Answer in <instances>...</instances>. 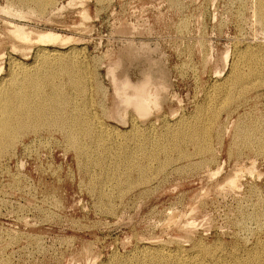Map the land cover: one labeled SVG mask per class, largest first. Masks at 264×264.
<instances>
[{
  "label": "rangeland",
  "instance_id": "1",
  "mask_svg": "<svg viewBox=\"0 0 264 264\" xmlns=\"http://www.w3.org/2000/svg\"><path fill=\"white\" fill-rule=\"evenodd\" d=\"M67 1L54 0L53 5L55 10L53 9L51 11L48 7L42 13L36 11L37 13H34L32 15L33 17L28 16L25 18L26 21L24 18H22L24 21L20 17V20H18V17H11L0 13V34L4 37L7 30L5 21L11 22L13 20V23H20L26 27L53 31L73 38L66 45L49 44L45 47L32 45L29 53L26 54H22L19 51L11 53V49L9 50L10 44H4V56L0 59V65L3 67L2 71H0V87H8V82L9 79L11 80V77L12 80L16 78L21 79V77L23 78L26 75V72L27 75H39V77L45 80L47 79L46 81L49 80L53 84L59 85L62 94L68 98L65 112L71 116H82L86 118L89 123L88 126L91 129L94 125L91 130L92 135H95L100 140L102 139V142L99 141V148L95 146L96 150L93 154L96 159L100 160H97V164H93L92 166L89 163L90 158L88 159L85 155H82V158L81 156H78L79 158L77 157L76 149L69 145L67 140V135L70 133L69 127L64 128V126L57 124H34L31 125V128L30 126L29 129L27 128L29 131L26 129L17 135H13L14 142L0 156V264H83V261L84 264L86 262L90 264L93 261L94 264H215V262L216 264H232L234 258L237 261L234 259L236 262L234 261L233 264H264V145L262 144L264 143V138H262L264 137V128H262L264 126V77H262L264 74V26L261 25L256 14L257 5L260 0H214V2L212 0H85L83 5L89 16L88 21L87 19L84 20L80 15V5L75 4L74 7H71L73 5L66 6ZM9 2L17 8L21 7L14 0H0V6H5L4 4H9ZM97 4H99V7ZM62 5L67 7V9L64 7V11L61 10L58 12ZM102 7L105 8L103 9ZM21 8H25L24 10H26L25 6ZM56 12L58 13L56 14ZM76 14L78 15L76 16ZM4 17L7 19H3ZM9 17L11 18L10 20ZM238 35L240 36L238 37ZM42 48L49 51L54 50L62 54L56 59L52 58L49 60V58H45L44 60L40 56ZM64 56H66L65 59ZM14 61L19 66L25 68L24 72L14 71L12 69L11 62ZM117 61L120 62L115 67V75L117 78L122 79L126 77L132 83H136L148 75L152 77L157 87H163L158 92L156 104L151 105V113L147 116H139L131 108H128L124 115L120 113L119 108H114L116 99L110 76L107 74H110L109 68ZM60 64L62 65L60 66ZM77 64L78 66H76ZM240 65L241 67H239ZM237 66L238 69L236 68ZM243 67L246 68L243 69ZM106 72L107 74H105ZM254 74L257 75L254 76ZM14 75H16V78ZM252 76L254 77L252 78ZM238 78H242L240 79L241 84L236 82ZM244 78L246 83L244 82ZM259 79L261 83H259ZM2 80L5 82H2ZM240 85H244L247 90L243 88L244 86L241 87ZM251 86L252 88H250ZM94 87L96 90H93ZM240 87L241 89L243 88V91ZM43 88L46 89L45 92L49 91L47 86ZM223 90L224 93H222ZM92 91H95V93ZM239 91L243 92H240L241 96H237L240 95ZM234 92H236V95ZM223 97L226 101L228 99L227 103L225 101L223 103ZM238 97L240 98L239 100ZM234 98L235 100H233ZM207 100L209 102H206ZM234 101L237 102L234 103ZM100 104H104L102 105L104 107ZM213 104L214 106L212 107ZM220 104L222 105L220 106ZM231 104L233 106H230ZM227 106L228 109H226ZM212 108H216L217 111L214 113L212 111L214 109ZM236 109L237 111H233ZM210 111L212 112L210 113ZM204 115L205 117L203 118ZM207 120L208 122H206ZM214 121L215 123L213 124ZM79 123L82 125L81 122ZM224 123H226L225 126L222 125ZM196 124L198 128L200 127L199 129L196 128ZM81 125L77 127H81ZM211 125H213L214 129ZM252 125L255 126L253 127ZM259 125L263 126H260V128ZM204 126L206 127L204 128ZM237 126L239 127L237 128ZM32 127L35 129L30 130ZM40 127L43 128V131ZM71 127L75 129L74 126ZM245 127H251V129ZM95 128H97L96 131ZM207 130L211 136L208 133L206 134ZM249 130L252 132H249ZM193 132H199L197 136H201L199 137L200 141H198L200 144L189 140V135ZM237 133L242 135L239 136ZM217 135L220 139L216 138ZM121 137L122 139H120ZM238 138L240 141L237 140ZM253 138L258 139H254L253 143ZM16 139H18V144ZM114 139L115 141H112ZM180 139H182L181 142H179ZM79 140L81 141L80 145L88 146L89 149L91 148L89 146H94V142L88 136L80 135ZM166 140L169 142L166 143ZM241 141L242 144L245 143L246 145H242ZM255 141L259 145L258 151L255 150L257 149ZM167 144H171L169 145L170 147ZM241 145L244 149H241L243 148ZM100 146L103 147V150L100 149ZM126 146L128 147L126 148ZM117 147L118 149H115ZM163 147L165 148L163 149ZM259 147L262 149H259ZM184 149L187 150L186 153ZM209 149H211V152ZM166 152L168 153L167 155L165 154ZM103 153L104 155H102ZM150 155L151 158H149ZM116 158L118 159L116 160ZM157 158L160 163H158ZM135 161L139 164L142 163L146 168L147 173L144 181H137L140 175L133 169V163ZM210 162H213L212 165L209 164ZM88 163L90 167H88ZM98 164L99 167L97 166ZM166 164L167 169H165ZM197 164L199 167L204 165L205 171L203 167L197 168ZM250 167L253 169L252 171H256L252 172L250 170V172ZM217 169L221 172L216 174L217 176H213L212 173ZM239 170H244L246 173L240 172L239 174L241 176H239L238 187H236L238 190L223 188L222 184L224 179L232 174V172L234 173ZM105 171H108V174ZM75 172H77L76 175ZM126 173L128 175L125 176ZM90 174L92 178L94 177L93 179ZM130 174L132 175L130 176ZM152 174L155 175L152 176ZM256 174H258L257 177ZM129 179L130 183L128 182ZM219 187L222 188L220 189ZM254 188H257V190ZM224 190L225 193H223ZM106 199H108L107 202ZM97 200L101 202L98 203ZM112 205L113 208H111ZM117 207L119 208L117 209ZM189 212L190 214H188ZM182 217L184 218L182 219ZM186 223H195V227L192 225L190 228ZM199 224L200 226L197 227ZM185 226L187 227L184 228ZM243 243L246 245L243 246ZM160 250L165 254H169L173 259L160 261V257H157L158 259L155 258ZM89 252L92 254L89 255ZM182 254L183 256H181ZM204 254H209V258L207 255L205 257ZM215 257L217 258L215 259ZM131 258H134V261ZM203 258H206V261ZM224 258L227 259L225 260ZM239 258H242L244 261ZM214 260L216 261L213 262ZM110 261L112 262L110 263ZM154 261L155 263H153Z\"/></svg>",
  "mask_w": 264,
  "mask_h": 264
},
{
  "label": "bare ground",
  "instance_id": "2",
  "mask_svg": "<svg viewBox=\"0 0 264 264\" xmlns=\"http://www.w3.org/2000/svg\"><path fill=\"white\" fill-rule=\"evenodd\" d=\"M19 6H21V7H23V6H25L26 7V10H24L23 8H21V7H19V8H17L16 6H14L13 4H11L10 2H9V4H4L5 6H0V13L3 15H7V16H11V17H18V20H20V18L22 19V18H27L28 16H31V17H33L32 15L34 14V13H37L36 11H39V13H42V12H44L45 10H46V8H48L49 7V9L52 11L53 9L55 10V8H54V5H53V3H54V0H14ZM84 1L85 0H68L67 1V4H66V6L67 5H73V6H71V7H74V5L75 4H78V5H80V8H81V10H80V15L82 16V18L84 19V20H86L87 19V21H88V18H89V16H88V14H87V11L85 10V8H84V5H83V3H84ZM213 2H214V0H212ZM256 1V0H255ZM98 2V1H97ZM212 2V3H213ZM258 2V1H257ZM256 2V3H257ZM13 3V2H12ZM86 3V2H85ZM169 3V2H168ZM253 3V2H252ZM58 4V3H57ZM96 4V3H95ZM101 4V3H100ZM103 4V3H102ZM254 4H255V2H254ZM99 4H97V6H98ZM108 5V4H107ZM202 5V4H201ZM105 6V5H104ZM205 6V5H204ZM65 6H61L60 7V9L58 10V12L59 11H61V10H63L64 11V8ZM69 7V6H68ZM99 7V6H98ZM235 7V6H234ZM66 9H67V7H65ZM103 8V7H102ZM105 8V7H104ZM103 8V9H104ZM213 8V7H212ZM69 9H70V7H69ZM99 9V8H98ZM254 9V8H253ZM35 10V11H34ZM100 10V9H99ZM213 10V9H212ZM50 11V12H51ZM131 11V10H130ZM215 11V10H214ZM234 11V10H233ZM58 12H56V14L58 13ZM105 12V11H104ZM103 12V13H104ZM74 13H75V11H74ZM77 13V12H76ZM97 13V12H96ZM233 13V12H232ZM255 13V12H254ZM53 14V13H52ZM51 14V15H52ZM97 14H99V13H97ZM257 15H258V20L261 22V25H263L264 26V1L263 0H260V2H259V4L257 5V13H256ZM50 15V16H51ZM78 14H76V16H77ZM214 15V14H213ZM212 15V16H213ZM233 15V14H232ZM53 16H55V15H53ZM59 16V15H58ZM104 16V15H103ZM200 16V15H199ZM235 16H237V15H235ZM20 17V18H19ZM34 17H35V15H34ZM215 17V16H214ZM253 17V16H252ZM30 18V17H29ZM36 18H37V16H36ZM54 18V17H53ZM236 18V17H235ZM3 19H7V18H3ZM11 18L9 17V20H10ZM13 19V18H12ZM46 19H48V18H46ZM45 19V20H46ZM213 19V18H212ZM241 19V18H240ZM256 19V18H255ZM23 20V19H22ZM44 20V21H45ZM2 21V20H1ZM13 21V20H12ZM8 22V21H5V25H6V32H5V37L2 35V34H0V59H2L3 58V56H4V49H3V45L4 44H6V43H9L10 44V48H9V50L11 51V53L12 52H17V51H19V52H22V54L23 53H29V51H30V47L32 46V45H41V46H48L49 44H59V45H66V44H68L69 42H71L72 40H73V38L71 37V36H68V35H64V34H60V33H57V32H53V31H44V30H41V29H33V28H30V27H26L25 25H21L20 23L18 24V23H13V22ZM16 21V20H15ZM24 21V20H23ZM25 21H26V19H25ZM41 21V20H40ZM71 21V20H70ZM82 21V20H81ZM240 21V20H239ZM249 21V20H248ZM258 21V22H259ZM4 22V21H3ZM49 22V21H48ZM61 22H62V20H61ZM60 22V23H61ZM84 22V21H83ZM238 22V21H237ZM254 22V21H253ZM25 23V22H24ZM85 23V22H84ZM247 23H249V22H247ZM252 23V22H251ZM3 24V23H2ZM64 24V23H63ZM78 24H80V23H78ZM123 24H125V23H123ZM240 24V23H239ZM143 25V24H142ZM238 25V24H237ZM253 25V24H252ZM29 26V25H28ZM119 26V25H118ZM130 26V25H129ZM70 27V26H69ZM75 27V26H74ZM79 27V26H78ZM83 27V26H82ZM236 27V26H235ZM246 27V26H245ZM256 27V26H255ZM85 28H86V26H85ZM263 28V27H262ZM141 29V28H140ZM258 29H259V27H258ZM81 30H83V29H81ZM132 30V29H131ZM134 30H135V28H134ZM2 31V30H1ZM186 31H188V30H186ZM4 32V31H3ZM238 34V33H237ZM240 34V33H239ZM258 34V33H257ZM259 35V34H258ZM240 35H238V37H239ZM240 39V38H239ZM242 39V38H241ZM262 41V40H261ZM141 43V42H140ZM238 43V42H237ZM133 44V43H132ZM8 45V44H7ZM58 45V46H59ZM240 45V44H239ZM262 45V44H261ZM53 46V45H52ZM142 46H143V44H142ZM147 46V45H146ZM82 47V46H81ZM147 47H149V46H147ZM242 47V46H241ZM261 47V46H260ZM5 48V47H4ZM62 48H63V46H62ZM78 48V47H77ZM35 49V48H34ZM69 49V48H68ZM73 49V48H72ZM183 49V48H182ZM8 50V49H7ZM167 50V49H166ZM181 50V49H180ZM187 50H189V49H187ZM230 50V49H229ZM237 50V49H236ZM245 50V49H244ZM248 50V49H247ZM259 50V49H258ZM67 51H69V50H67ZM72 51V50H71ZM228 51V50H227ZM41 52V54H40V56H41V58H44V60H45V58H49V60L50 59H52V58H58V57H60L61 56V54L59 53V52H57V51H49V50H47V49H45V48H42V50L40 51ZM77 52V51H76ZM9 53V52H8ZM38 53V52H37ZM81 53H83V52H81ZM224 53V52H223ZM14 54V53H13ZM39 54V53H38ZM78 54H79V52H78ZM181 54H183V53H181ZM188 54V53H187ZM226 54H228V53H226ZM35 55V54H34ZM63 55H65V54H63ZM67 55V54H66ZM75 55V54H74ZM83 55V54H82ZM90 55V54H89ZM221 55H222V52H221ZM238 55V54H237ZM250 55V54H249ZM252 55V54H251ZM178 56V55H177ZM9 57V56H8ZM65 57L66 56H64V59H65ZM81 57V56H80ZM157 57V56H156ZM206 57V56H205ZM225 57V56H224ZM224 57H223V59H224ZM241 57V56H240ZM24 58V57H23ZM78 58H79V56H78ZM83 58V57H82ZM204 58V57H203ZM37 59V58H36ZM70 59V58H69ZM155 59H158V58H155ZM204 59H207V58H204ZM243 59V58H242ZM38 60V59H37ZM43 60V61H44ZM77 60V59H76ZM75 60V61H76ZM239 60V59H238ZM256 60H258V59H256ZM263 60V59H262ZM47 61V60H46ZM66 61V60H65ZM80 61V60H79ZM153 61V60H152ZM159 61V60H158ZM208 61V60H207ZM206 61V62H207ZM248 61H250V60H248ZM261 61V60H260ZM61 62V61H60ZM67 62H69L68 60H67ZM205 62V63H206ZM211 62H213V61H211ZM224 62V61H223ZM245 62V61H244ZM243 62V63H244ZM2 63V62H1ZM6 63V62H5ZM40 63V62H39ZM42 63V62H41ZM46 63V62H45ZM56 63V62H55ZM80 63H81V61H80ZM119 61H117V62H115L114 64H113V66H111V68H109V73L110 74H107V72L105 73V74H107V75H109L110 76V79H111V82H112V85H113V93H114V96H115V99H116V101H115V104H114V108L115 109H118L119 108V110L121 111L120 113H122V114H124V113H126L125 111L128 109V108H131L133 111H135L139 116H147L149 113H151V105H154V104H156V101H157V96H158V92L161 90V89H163V87H161V88H159V87H157L156 85H155V83H154V80L152 79V77L151 76H145L141 81H139V82H136V83H132L130 80H128L126 77H124V78H122V79H119V78H117L116 77V75H115V67L117 66V65H119ZM203 63V62H202ZM220 63H222V62H220ZM11 64H12V69H14V71L15 70H17V71H22V72H24V70H25V68H23V67H21V66H19V64L18 63H16L15 61L14 62H11ZM18 64V65H17ZM27 64V63H26ZM49 64V63H48ZM64 64V63H63ZM68 64V63H67ZM70 65H71V63H69ZM75 64H76V62H75ZM208 64V63H207ZM206 64V65H207ZM210 64V63H209ZM218 64V63H217ZM238 64V63H237ZM236 64V65H237ZM248 64V63H247ZM256 64V63H255ZM262 64V63H261ZM23 65V64H22ZM29 65H31V64H29ZM45 65V64H44ZM62 64H60V66H61ZM82 65V64H81ZM202 65H205V64H202ZM227 65V64H226ZM258 65V64H257ZM26 66V65H25ZM52 66V65H51ZM76 66H78V64L76 65ZM197 66V65H196ZM225 66V65H224ZM230 66V65H229ZM243 66V65H242ZM250 66H252V65H250ZM46 67H47V65H46ZM53 67V66H52ZM205 67H207V66H205ZM232 67V66H231ZM239 67H241V65L239 66ZM253 67V66H252ZM251 67V68H252ZM2 65H0V71H2ZM31 68H32V66H31ZM39 68V67H38ZM43 68V67H42ZM61 68V67H60ZM68 68V67H67ZM196 68V67H195ZM237 69H238V66L236 67ZM244 68H246V67H243V69ZM257 68H259L258 66H257ZM30 69V68H29ZM63 69V68H62ZM75 69V68H74ZM79 69V68H78ZM217 69H219V68H217ZM223 69V68H222ZM234 69V68H233ZM240 69V68H239ZM249 69V68H248ZM28 70V69H27ZM35 70V69H34ZM50 70V69H49ZM68 70V69H67ZM75 70H77V69H75ZM235 70V69H234ZM241 70V69H240ZM253 70V69H252ZM12 71V70H11ZM16 71V72H17ZM32 71H33V69H32ZM41 71V70H40ZM52 71V70H51ZM79 71V70H78ZM105 71V70H104ZM107 71V70H106ZM140 71V70H139ZM211 71V70H210ZM223 71V70H222ZM260 71H262V70H260ZM21 72V73H22ZM34 72V71H33ZM37 72H39V71H37ZM46 72H48V71H46ZM60 72V71H59ZM75 72V71H74ZM73 72V73H74ZM241 72V71H240ZM257 72H259V71H257ZM1 73V72H0ZM70 73V72H69ZM72 73V74H73ZM77 73V72H76ZM84 73V72H83ZM91 73H92V71H91ZM217 73V72H216ZM216 73H215V75H216ZM234 73H236V72H234ZM234 73H233V75H234ZM44 74V73H43ZM56 74V73H55ZM54 74V75H55ZM63 74H64V72H63ZM242 74H243V72H242ZM259 74V73H258ZM260 74H261V72H260ZM263 74V73H262ZM51 75V74H50ZM49 75V76H50ZM68 75V74H67ZM81 75V74H80ZM253 75V74H252ZM257 75V74H256ZM255 74H254V76H256ZM264 75V74H263ZM262 75V77H264ZM6 76V75H5ZM4 76V77H5ZM12 76V75H11ZM15 76V78H16V75H14ZM18 76V75H17ZM48 76V77H49ZM56 76V75H55ZM85 76V75H84ZM238 76V75H237ZM240 76V75H239ZM254 76H252V78L254 77ZM260 76V75H259ZM259 76H257V77H259ZM20 77V76H19ZM47 77V78H48ZM52 77V76H51ZM77 77V76H76ZM75 77V78H76ZM83 77V76H82ZM229 77V76H228ZM227 77V78H228ZM246 77V76H245ZM261 77V76H260ZM2 78V77H1ZM62 78V77H61ZM89 78V77H88ZM92 78V77H91ZM247 78H248V76H247ZM5 79V78H4ZM53 79V78H52ZM55 79H56V77H55ZM236 79V78H235ZM240 79H242V78H238L237 79V83H240ZM263 79V78H262ZM47 80V79H46ZM44 78H42V77H39V75L38 76H35V75H27V72H26V75H24V77L22 78L21 77V79H14V80H12V77H11V80L9 79V82H8V87L7 86H3V84H2V86L3 87H0V156L2 155L1 153L7 148V147H9V145L12 143V142H14L13 141V135H17L18 133H20V132H23L24 130H26L27 128L29 129V126H30V128H31V125H44V124H46V125H48V124H57V125H60V126H64V128H66V127H69V131H70V133L67 135V140H68V142H69V145H71L73 148H75L76 149V153L78 154L77 155V157L78 156H81V158H82V155H85L88 159L90 158V161H89V163L93 166V164H97V160H100V159H96L95 158V156L93 155L94 154V152H95V150H96V147L97 148H99V141H101L102 142V139L100 140L99 138H97V137H95V135H92V132H91V130L93 129V126H92V129L90 128V126H88V121H87V119L86 118H84V117H82V116H80V117H77V116H71V115H68V113H66L65 112V106H66V104H67V102H68V98H67V96L66 95H64V94H62V90H61V87H59V85L57 86V85H55V84H53L52 83V81L50 82L49 80L48 81H46ZM74 80V79H73ZM88 80V79H87ZM232 80V79H231ZM252 80V79H251ZM256 80H257V78H256ZM77 81H79V80H77ZM77 81H76V83H77ZM90 81V80H89ZM97 81V80H96ZM234 81V80H233ZM253 81V80H252ZM251 81V82H252ZM259 81H260V79H259ZM264 81V80H263ZM2 82H5V81H3L2 80ZM1 82V83H2ZM72 82H74V81H72ZM80 82V81H79ZM84 82V81H83ZM86 82V81H85ZM222 82V81H221ZM236 82H235V84H236ZM244 82L246 83V81H245V78H244ZM250 82V83H251ZM62 83V82H61ZM60 83V84H61ZM65 83V82H64ZM217 83V82H216ZM229 83V82H228ZM233 83V82H232ZM243 83V82H242ZM259 83H261V81L259 82ZM5 84V83H4ZM75 84V83H74ZM80 84H82V83H80ZM98 84V83H97ZM107 84V83H106ZM213 84V83H212ZM224 84H225V82H224ZM241 84V83H240ZM247 84H248V82H247ZM93 85H94V83H93ZM101 85V84H100ZM249 85V84H248ZM251 85V84H250ZM253 85V84H252ZM254 85H255V83H254ZM253 85V87H255ZM263 85V84H262ZM10 86V87H9ZM46 86L49 88V91L48 92H45V90L46 89H44L43 87H45L46 88ZM62 86V85H61ZM86 86H87V84H86ZM95 86V85H94ZM99 86V85H98ZM226 86V85H225ZM232 86V85H231ZM230 86V87H231ZM241 87L242 86H244V85H240ZM258 87H259V85H257ZM256 86V87H257ZM65 87V86H64ZM63 87V88H64ZM69 87H71V86H69ZM81 87V86H80ZM85 87V86H84ZM88 87V86H87ZM89 87H90V85H89ZM229 87V86H228ZM239 87V86H238ZM241 87H240V89H241ZM248 87V86H247ZM72 88V87H71ZM79 88V87H78ZM211 88V87H210ZM222 88V87H221ZM223 88H224V86H223ZM234 88V87H233ZM244 89L246 88L245 86L243 87ZM243 88L241 89L242 91H243ZM250 88H252V86L250 87ZM249 88V89H250ZM260 88H263V87H260ZM67 89V88H66ZM76 89H77V85H76ZM87 89V88H86ZM95 89V87L93 88V90ZM100 89V88H99ZM101 89H102V87H101ZM100 89V90H101ZM104 89V88H103ZM239 89V88H238ZM239 89V90H240ZM255 89V88H254ZM96 90V89H95ZM98 90V89H97ZM100 90H98L99 92H100ZM110 90V89H109ZM232 90H234V89H232ZM236 90H237V88H236ZM236 90H234V91H236ZM245 90H247V88L245 89ZM258 90V89H257ZM78 91V90H77ZM104 91V90H103ZM208 91V90H207ZM221 91V90H220ZM238 91V90H237ZM236 91V92H237ZM249 91V90H248ZM250 91H251V89H250ZM65 92V91H64ZM63 92V93H64ZM93 92V91H92ZM106 92V91H105ZM225 92H226V90H225ZM228 92V91H227ZM231 92H233V91H231ZM236 92H234L235 93V95H236ZM240 92L241 91H239V94H240ZM247 92V91H246ZM246 92H244V93H246ZM253 92V91H252ZM85 93V92H84ZM93 93H95V91L93 92ZM101 93V92H100ZM99 93V94H100ZM209 93V92H208ZM222 93H224V90H223V92ZM241 93H243V92H241ZM251 93V92H250ZM72 94V93H71ZM103 94H105V93H103ZM174 94V93H173ZM228 94V93H227ZM247 94V93H246ZM246 94H244V95H246ZM249 94V93H248ZM76 95V94H75ZM74 95V96H75ZM209 95V94H208ZM226 95V94H225ZM88 96V95H87ZM97 96V95H96ZM164 96V95H163ZM216 96V95H215ZM222 96V95H221ZM237 96H241V94L240 95H237ZM72 97V96H71ZM81 97V96H80ZM104 97V96H103ZM162 97V96H161ZM208 97V96H207ZM220 97V96H219ZM225 97V96H224ZM223 97V103H224V101H225V103H227V101H228V99H227V101H226V97L224 98ZM79 98V97H78ZM87 98V97H86ZM209 98H211V97H209ZM214 98V97H213ZM75 99V98H74ZM82 99V98H81ZM92 99V98H91ZM219 99H221V98H219ZM240 98L238 97V100H239ZM242 99H244V98H242ZM72 100V99H71ZM83 100H86V99H83ZM102 100V99H101ZM162 100V99H161ZM233 100H235V98L233 99ZM251 100V99H250ZM69 101H70V99H69ZM75 101V100H74ZM100 101V100H99ZM111 101V100H110ZM159 101V100H158ZM178 101V100H177ZM222 101V100H221ZM220 101V102H221ZM247 101H248V99H247ZM72 102V101H71ZM80 102H81V100H80ZM79 102V103H80ZM91 102V101H90ZM98 102V101H97ZM103 102V101H102ZM162 102V101H161ZM170 102V101H169ZM206 102H209L208 100L206 101ZM235 102H237V101H234V103ZM246 102V101H245ZM264 102V101H263ZM70 103V102H69ZM105 103V102H104ZM112 103V102H111ZM213 103V102H212ZM217 103V102H216ZM222 103V102H221ZM222 103V104H223ZM233 103V104H234ZM178 104V103H177ZM215 104V103H214ZM214 104L212 105V107L214 106ZM222 104H220V106L222 105ZM246 104V103H245ZM69 105V104H68ZM75 105V104H74ZM95 105V104H94ZM101 105V104H100ZM102 105H104V104H102ZM101 105V106H102ZM181 105V104H180ZM224 105V104H223ZM228 105V104H227ZM261 105V104H260ZM75 106H77V105H75ZM83 106V105H82ZM99 106V105H98ZM97 106V107H98ZM118 106V107H117ZM162 106V105H161ZM206 106H207V104H206ZM217 106V105H216ZM215 106V107H216ZM230 106H233L232 104L230 105ZM237 106V105H236ZM67 107V106H66ZM70 107V106H69ZM88 107V106H87ZM102 107H104V106H102ZM225 107V106H224ZM80 108V107H79ZM78 108V109H79ZM206 108V107H205ZM209 108H211V107H209ZM217 108V107H216ZM215 108V109H216ZM220 108V107H219ZM218 108V109H219ZM99 109V108H98ZM101 109H103V108H101ZM212 109H214V108H212ZM212 109H210V110H212ZM214 109V110H215ZM226 109H228V106H227V108ZM231 109V108H230ZM85 110H87V109H85ZM152 110H153V108H152ZM162 110V109H161ZM180 110H181V108H180ZM191 110V109H190ZM208 110V109H207ZM214 110H212L214 113L217 111V109L214 111ZM239 110V109H238ZM69 111V110H68ZM73 111V110H72ZM90 111V110H89ZM108 111V110H107ZM212 111H210V113L212 112ZM223 111V110H222ZM233 111H237V109L236 110H233ZM252 111V110H251ZM250 111V112H251ZM185 112V111H184ZM190 112V111H189ZM219 112V111H218ZM224 112V111H223ZM74 113V112H73ZM89 113V112H88ZM99 113V112H98ZM105 113V112H104ZM168 113V112H167ZM209 113V114H210ZM213 113V114H214ZM235 113V112H234ZM253 113V112H252ZM70 114V113H69ZM78 114V113H77ZM108 114V113H107ZM155 114V113H154ZM197 114V113H196ZM206 114V113H205ZM85 115V114H84ZM103 115V114H102ZM125 115V114H124ZM172 115H174V114H172ZM171 115V116H172ZM199 115H201L200 113H199ZM212 115V114H211ZM217 115H218V113H217ZM216 115V116H217ZM89 116V115H88ZM87 116V117H88ZM91 116V115H90ZM101 116V115H100ZM108 116V115H107ZM130 116V115H129ZM128 116V117H129ZM166 116V115H165ZM168 116H170V115H168ZM185 116H186V114H185ZM213 116V115H212ZM222 116V115H221ZM245 116V115H244ZM256 116V115H255ZM102 117V116H101ZM123 117V116H122ZM126 117V116H125ZM195 117V116H194ZM193 117V118H194ZM197 117V116H196ZM205 117V115L203 116V118ZM207 117V116H206ZM209 117V116H208ZM98 118V117H97ZM104 118V117H103ZM134 118V117H133ZM136 118V117H135ZM138 118V117H137ZM146 118V117H145ZM219 118H220V116H219ZM239 118V117H238ZM260 118V117H259ZM82 121H81V120ZM142 119V118H141ZM140 119V120H141ZM189 119V118H188ZM187 119V120H188ZM192 119V118H191ZM216 119V118H215ZM225 119V118H224ZM229 119V118H228ZM244 119V118H243ZM257 119V118H256ZM261 119H263V118H261ZM260 119V120H261ZM90 120V119H89ZM98 120V119H97ZM108 120V119H107ZM133 120V119H132ZM163 120V119H162ZM171 120V119H170ZM179 120V119H178ZM184 120V119H183ZM202 120H204V119H202ZM210 120V119H209ZM219 120V119H218ZM238 120V119H237ZM245 120H246V118H245ZM249 120H251V119H249ZM258 120V119H257ZM101 121V120H100ZM138 121H139V119H138ZM155 121V120H154ZM195 121H196V119H195ZM213 121V120H212ZM226 121H228V120H226ZM79 122H81L82 123V125L79 123ZM91 122V121H90ZM130 122V121H129ZM167 122V121H166ZM176 122V121H175ZM192 122V121H191ZM199 122H200V119H199ZM206 122H208V120L206 121ZM217 122V121H216ZM224 122V121H223ZM239 122V121H238ZM247 122V121H246ZM259 122V121H258ZM264 122V121H263ZM262 122V123H263ZM93 123V122H92ZM96 123H97V121H96ZM95 123V124H96ZM104 123V122H103ZM194 123V122H193ZM212 123V122H211ZM215 123V121L213 122V124ZM254 123H256V122H254ZM99 124V123H98ZM97 124V125H98ZM125 124V123H124ZM131 124V123H130ZM139 124V123H138ZM156 124V123H155ZM175 124V123H174ZM179 124V123H178ZM184 124V123H183ZM202 124V123H201ZM228 124V123H227ZM242 124V123H241ZM264 124V123H263ZM81 125V127H77V126H80ZM91 125V124H90ZM100 125V124H99ZM197 125V124H196ZM198 125H199V123H198ZM198 125H197V127L196 128H198ZM208 125V124H207ZM206 125V126H207ZM222 125H226V123H224V124H222ZM239 125V124H238ZM50 126V125H49ZM48 126V127H49ZM71 126H74L75 127V129H73ZM125 126V125H124ZM134 126V125H133ZM141 126V125H140ZM151 126V125H150ZM153 126V125H152ZM168 126V125H167ZM172 126V125H171ZM185 126V125H184ZM189 126H191L190 124H189ZM206 126H204V128L206 127ZM212 126V128H213V125H211ZM219 126V125H218ZM240 126V125H239ZM239 126H237V128L239 127ZM253 126V125H252ZM251 126V127H252ZM255 126V125H254ZM253 126V127H254ZM257 126V125H256ZM260 126H263V125H259V127ZM36 127V126H35ZM44 127V126H43ZM104 127H105V125H104ZM112 127V126H111ZM177 127V126H176ZM175 127V128H176ZM203 127V126H202ZM210 127V126H209ZM208 127V128H209ZM215 127V126H214ZM223 127V126H222ZM230 127V126H229ZM236 127V126H235ZM251 127L250 128H248V127H245V128H248V129H251ZM41 128V127H40ZM54 128H55V126H54ZM57 128V127H56ZM61 128V127H60ZM100 128V127H99ZM110 128V127H109ZM148 128V127H147ZM170 128V127H169ZM185 128V127H184ZM183 128V129H184ZM193 128V127H192ZM195 128V129H196ZM200 128V127H199ZM198 128V129H199ZM212 128H210V129H212ZM221 128V127H220ZM243 128V127H242ZM261 128V127H260ZM262 128H264V126L262 127ZM27 129V130H28ZM35 129V128H34ZM33 129V127H32V129H30V130H34ZM43 128H41V130H42ZM46 129V128H45ZM52 129V128H51ZM96 129L97 128H95V131H96ZM107 129V128H106ZM173 129V128H172ZM178 129V128H177ZM214 129V128H213ZM224 129V128H223ZM253 129V128H252ZM255 130H257L256 128H254ZM109 130V129H108ZM115 130V129H114ZM128 130V129H127ZM133 130H134V128H133ZM143 130V129H142ZM167 130V129H166ZM176 130V129H175ZM181 130V129H180ZM179 130V131H180ZM185 130V129H184ZM203 130V129H202ZM226 130V129H225ZM238 130V129H237ZM237 130H236V132H237ZM263 130V129H262ZM29 131V130H28ZM27 131V132H28ZM43 131V130H42ZM68 131V132H69ZM99 131V130H98ZM103 131V130H102ZM107 131V130H106ZM105 131V132H106ZM116 131V130H115ZM147 131H149V130H147ZM171 131V130H170ZM170 131H168V132H170ZM174 131V130H173ZM178 131V130H177ZM191 131V130H190ZM195 131V130H194ZM224 131V130H223ZM228 131V130H227ZM226 131V132H227ZM245 131V130H244ZM244 131H242V132H244ZM251 130H249V132H250ZM261 131V130H260ZM52 132H54V131H52ZM67 132V131H66ZM157 132V131H156ZM165 132V131H164ZM167 132V133H168ZM185 132V131H184ZM212 132V131H211ZM235 132V133H236ZM246 132V131H245ZM247 132H248V130H247ZM252 132V131H251ZM254 132V131H253ZM46 133H49V132H46ZM51 133V132H50ZM101 133V132H100ZM100 133H98V134H100ZM104 133V132H103ZM108 133V132H107ZM151 133H152V130H151ZM188 133V132H187ZM199 133V132H198ZM198 133L197 132H193V133H191V135H189V140L190 141H192V142H198V141H200V138L199 137H201V136H197L198 135ZM208 133V130H207V132H206V134ZM210 133V132H209ZM208 133V135H210ZM228 133V132H227ZM234 133V134H235ZM25 134V133H24ZM33 134V133H32ZM34 134H35V132H34ZM56 134V133H55ZM60 134H61V131H60ZM95 134H97V133H95ZM119 134V133H118ZM136 134V133H135ZM176 134V133H175ZM222 134V133H221ZM221 134H220V136H221ZM238 134V133H237ZM251 134V133H250ZM254 134H255V132H254ZM264 134V133H263ZM262 134V135H263ZM23 135V134H22ZM64 135V134H63ZM80 135H82V136H88L90 139H91V141L92 142H94V146H89V147H91L90 149L88 148V146H84V145H80L81 143V141L79 140L80 139ZM100 135H102V134H100ZM161 135H163V134H161ZM168 135V134H167ZM171 135H172V133H171ZM184 135V134H183ZM207 135V136H208ZM239 135V134H238ZM238 135H237V137H238ZM240 135H242V134H240ZM239 135V136H240ZM260 135H261V133H260ZM259 135V137H261ZM24 136H26V135H24ZM107 136V135H106ZM105 136V137H106ZM119 136V135H118ZM133 136H135V135H133ZM148 136V135H147ZM151 136V135H150ZM211 136V135H210ZM209 136V137H210ZM223 136V135H222ZM236 136V135H235ZM17 137V136H16ZM15 137V138H16ZM19 137V136H18ZM37 137V136H36ZM62 137V136H61ZM103 137V136H102ZM101 137V138H102ZM108 137H110V136H108ZM157 137H159V136H157ZM161 137V136H160ZM171 137V136H170ZM174 137H175V135H174ZM182 137H184V136H182ZM206 137V136H205ZM224 137V136H223ZM222 137V138H223ZM233 137V136H232ZM236 137V138H237ZM251 137H252V135H251ZM255 137V136H254ZM258 137V136H257ZM92 138H93V140H92ZM136 139H137V137H135ZM140 138V137H139ZM142 138V137H141ZM162 138H163V136H162ZM161 138V139H162ZM166 138V137H165ZM179 138V137H178ZM181 138V137H180ZM185 138H186V136H185ZM184 138V139H185ZM212 138V137H211ZM217 139H220V138H218V135H217V137H216ZM236 138H234V139H236ZM243 138V137H242ZM245 138V137H244ZM246 138H247V136H246ZM248 138H249V136H248ZM262 138H264V137H262ZM19 139V138H18ZM18 139H16V142H17V140ZM36 139V138H35ZM37 139H38V137H37ZM86 139H88V138H86ZM115 139H117V138H115ZM115 139L114 140H112V141H115ZM119 139V138H118ZM120 139H122V137L120 138ZM126 139V138H125ZM124 139V140H125ZM149 139V138H148ZM147 139V140H148ZM160 139V138H159ZM183 139V138H182ZM182 139H180V141L179 142H181V140ZM188 139V138H187ZM204 139V138H203ZM216 139V140H217ZM251 139V138H250ZM249 139V140H250ZM254 139H258V138H253V143H254ZM63 140V139H62ZM104 140V139H103ZM109 140H111V139H109ZM130 140V139H129ZM158 140V139H157ZM213 140V139H212ZM232 140H233V138H232ZM237 140H239L240 141V139L238 138ZM242 140V139H241ZM244 140H246V139H244ZM244 140H243V142H244ZM260 140V139H259ZM262 140V139H261ZM53 141V140H52ZM56 141V140H55ZM151 141V140H150ZM164 141V140H163ZM173 141V140H172ZM207 142H208V140H206ZM238 141V142H239ZM31 142V141H30ZM42 142V141H41ZM84 142V141H83ZM100 142V143H101ZM108 142V141H107ZM119 142V141H118ZM127 142H129V141H127ZM144 142V141H143ZM146 142V141H145ZM167 142H169L168 140H166V143ZM175 142V141H174ZM188 142V141H187ZM213 142V141H212ZM232 142V141H231ZM238 142H237V144H238ZM256 142V141H255ZM264 142V141H263ZM50 143V142H49ZM123 143H125L124 141H123ZM132 143V142H131ZM154 143V142H153ZM178 143V142H177ZM183 143V142H182ZM181 143V144H182ZM248 143V142H247ZM251 143V142H250ZM252 143V144H253ZM260 143V142H259ZM17 144H18V142H17ZM85 144V143H84ZM92 144V143H91ZM107 144V143H106ZM122 144V143H121ZM135 144V143H134ZM158 144V143H157ZM172 144H173V142H172ZM197 144V143H196ZM195 144V145H196ZM198 144H200V142H198ZM233 144V143H232ZM235 144V143H234ZM237 144H236V147H237ZM241 144H242V141H241ZM245 144V143H244ZM244 144H242V145H244ZM252 144H250V145H252ZM261 144V143H260ZM263 145H264V143H262ZM26 145V144H25ZM64 145H65V143H64ZM66 145H68V144H66ZM89 145H90V142H89ZM108 145V144H107ZM112 145V144H111ZM110 145V146H111ZM119 145H120V143H119ZM124 145V144H123ZM130 145H132V144H130ZM141 145V144H140ZM143 145V144H142ZM146 145V144H145ZM152 145V144H151ZM150 145V146H151ZM159 145V144H158ZM162 145V144H161ZM164 145V144H163ZM168 146L169 145H171V144H167ZM173 145H175V143L173 144ZM194 145V144H193ZM202 145V144H201ZM200 145V146H201ZM241 145V146H242ZM246 145V144H245ZM249 145V144H248ZM247 145V146H248ZM254 145V144H253ZM257 145V146H256ZM256 147H257V149H255V150H257L258 151V144H257V142H256ZM11 146V145H10ZM23 146V145H22ZM96 146V147H95ZM104 146V145H103ZM129 146V145H128ZM128 146H126V148L128 147ZM154 146V145H153ZM183 146V145H182ZM200 146H198V147H200ZM208 146V145H207ZM212 146V145H211ZM261 146V145H260ZM65 147V146H64ZM122 147V146H121ZM133 147V146H132ZM148 147V146H147ZM156 147V146H155ZM160 147V146H159ZM170 147V146H169ZM177 147V146H176ZM179 147V146H178ZM188 147H189V145H188ZM191 147H193V146H191ZM202 147V146H201ZM232 147V146H231ZM235 147V148H236ZM243 147V146H242ZM251 147V146H250ZM63 148V147H62ZM73 148H71V149H73ZM107 148V147H106ZM105 148V149H106ZM130 148V147H129ZM161 148V147H160ZM165 147H163V149H164ZM184 148H185V145H184ZM194 148V147H193ZM212 148V147H211ZM248 148H249V146H248ZM263 148H264V146H263ZM8 149V148H7ZM11 149H13V148H11ZM66 149V148H65ZM70 149V148H69ZM75 149H73V150H75ZM100 149H102L103 150V147H101L100 146ZM99 149V150H100ZM108 149V148H107ZM115 149H118V147L117 148H115ZM120 149V148H119ZM135 149H136V147H135ZM140 149V148H139ZM174 149H175V147H174ZM176 149H178V150H180L179 148H176ZM188 149V148H187ZM195 149V148H194ZM230 149V148H229ZM241 149H244V147L243 148H241ZM259 149H262V148H260L259 147ZM91 150H93V151H91ZM143 150V149H142ZM154 150V149H153ZM159 150V149H158ZM161 150V149H160ZM185 150V149H184ZM196 150V149H195ZM202 150V149H201ZM211 149H209V151H210ZM214 150V149H213ZM212 150V151H213ZM238 150V149H237ZM249 150V149H248ZM6 151V150H5ZM108 151V150H107ZM133 151V150H132ZM140 151V150H139ZM151 151V150H150ZM163 151V150H162ZM186 151L187 150H185V153H186ZM192 151H194V150H192ZM199 151H200V149H199ZM230 151V150H229ZM240 152H241V150H239ZM9 152V151H8ZM15 152V151H14ZM97 152H98V150H97ZM111 152V151H110ZM115 152V151H114ZM119 152H120V150H119ZM130 152H131V150H130ZM129 152V153H130ZM148 152V151H147ZM176 152H177V150H176ZM211 152V151H210ZM209 152V153H210ZM216 152V151H215ZM215 152H213V153H215ZM231 152V151H230ZM262 152V151H261ZM143 153V152H142ZM158 153V152H157ZM162 153V152H161ZM174 153H175V151H174ZM178 153H180V152H178ZM192 153V152H191ZM198 153V152H197ZM207 153V152H206ZM98 154V153H97ZM125 154V153H124ZM132 154H133V152H132ZM137 154V153H136ZM149 154V153H148ZM166 155L168 154L167 152L165 153ZM254 154H255V152H254ZM258 154H260V153H258ZM13 155V154H12ZM102 155H104V153L102 154ZM101 155V156H102ZM119 155V154H118ZM140 155V154H139ZM157 155V154H156ZM177 155V154H176ZM180 155V154H179ZM192 155H193V153H192ZM203 155V154H202ZM205 155V154H204ZM207 155V154H206ZM257 155V154H256ZM15 156V155H14ZM100 156V155H99ZM105 156H106V154H105ZM108 156V155H107ZM111 156V155H110ZM126 156V155H125ZM132 156V155H131ZM130 156V157H131ZM165 156V155H164ZM181 156V155H180ZM184 156H185V154H184ZM193 156H195V155H193ZM258 156V155H257ZM256 156V157H257ZM262 156V155H261ZM4 157V156H3ZM85 157V158H86ZM114 157V156H113ZM120 157H122V156H120ZM119 157V158H120ZM145 157V156H144ZM176 157V156H175ZM186 157V156H185ZM200 157V156H199ZM214 157V156H213ZM238 157V156H237ZM15 158V157H14ZM76 158V157H75ZM79 158V157H78ZM77 158V159H78ZM115 158V157H114ZM149 158H151V155H150V157ZM167 158V157H166ZM179 158V157H178ZM181 158H182V156H181ZM196 158V157H195ZM216 158V157H215ZM254 158H255V156H254ZM258 158H260L259 156H258ZM258 158H256V159H258ZM105 159H106V157H105ZM118 158H116V160H117ZM135 159V158H134ZM145 159V158H144ZM154 159H155V156H154ZM165 159V158H164ZM169 159H170V157H169ZM183 159V158H182ZM199 159V158H198ZM202 159V158H201ZM9 160V159H8ZM75 160V159H74ZM103 160V159H102ZM125 160V159H124ZM123 160V161H124ZM136 160V159H135ZM157 160H158V158H157ZM177 160V159H176ZM181 160V159H180ZM210 160V159H209ZM241 160V159H240ZM121 161V160H120ZM147 161H148V159H147ZM146 161V162H147ZM159 161V160H158ZM163 161V160H162ZM175 161V160H174ZM179 161V160H178ZM182 161V160H181ZM180 161V162H181ZM87 162V161H86ZM113 162V161H112ZM117 162V161H116ZM129 162H131V161H129ZM136 162V161H135ZM133 163V169L135 170V171H137L138 173H139V175H140V178H139V180L137 179V181H144L145 179H146V168L142 165V163L141 164H139V163ZM140 162V161H139ZM142 162V161H141ZM164 162V161H163ZM162 162V163H163ZM197 162V161H196ZM205 162H206V160H205ZM214 162V161H213ZM212 162V163H213ZM218 162V161H217ZM77 163V162H76ZM75 163V164H76ZM78 163H79V160H78ZM81 163V162H80ZM84 163V162H83ZM88 163V164H89ZM101 163H102V161H101ZM104 163H105V160H104ZM151 163V162H150ZM157 163V162H156ZM158 163H160V161L158 162ZM158 163H157V165H158ZM169 163V162H168ZM189 163V162H188ZM198 164H200L199 162H197ZM212 163L210 162L209 164H211L212 165ZM216 163V162H215ZM4 164V163H3ZM90 164H89V166L88 167H90ZM108 164V163H107ZM114 164V163H113ZM119 164H120V162H119ZM126 165H127V163H125ZM129 164V163H128ZM186 164V163H185ZM195 164V163H194ZM193 164V165H194ZM198 164H197V166H198ZM204 164H206V163H204ZM256 164V163H255ZM104 165H106V164H104ZM109 165H111V164H109ZM125 165V167H127ZM147 165V164H146ZM152 165V164H151ZM176 165V164H175ZM208 165V164H207ZM224 165V164H223ZM234 165H235V162H234ZM253 165H254V163H253ZM75 166V165H74ZM79 166H80V164H79ZM98 167H99V164L97 165ZM112 166V165H111ZM132 166V165H131ZM150 166V165H149ZM162 166V165H161ZM189 166V165H188ZM191 166H192V164H191ZM196 166V167H197ZM204 165H202L201 167H197V168H202ZM206 166V165H205ZM238 166V165H237ZM252 166V165H251ZM107 167H108V165H107ZM123 167V166H122ZM121 167V168H122ZM124 167V168H125ZM166 168L165 169H167V164H166V166H165ZM171 167V166H170ZM182 167V166H181ZM193 167H195V166H193ZM193 167H192V169H193ZM252 167H254V166H252ZM2 168H3V166H2ZM83 168V167H82ZM109 168V167H108ZM114 168V167H113ZM118 168V167H117ZM117 168H115V170H117ZM153 168V167H152ZM156 168H158V167H156ZM183 168V167H182ZM186 168V167H185ZM189 168V167H188ZM207 168V167H206ZM239 168V167H238ZM237 168V169H238ZM84 169V168H83ZM86 169V168H85ZM105 169V168H104ZM119 169H120V165H119ZM118 169V170H119ZM126 169V168H125ZM149 169V168H148ZM210 169V168H209ZM209 169H207V170H209ZM3 170V169H2ZM75 170H77V169H75ZM89 170V169H88ZM94 170V169H93ZM106 170V169H105ZM110 170V169H109ZM123 170V169H122ZM170 170V169H169ZM174 170V169H173ZM172 170V171H173ZM183 170V169H182ZM200 170V169H199ZM203 170H204V167H203ZM221 170V169H220ZM236 170V169H235ZM252 171L253 169L250 167V169H249V171ZM78 171V170H77ZM100 171V170H99ZM111 171V170H110ZM127 171V170H126ZM134 171V172H135ZM150 171V170H149ZM151 171H153V169H151ZM150 171V172H151ZM160 171V170H159ZM175 171H176V169H175ZM180 171V170H179ZM205 171V170H204ZM247 171H248V169H247ZM248 171V172H249ZM250 171V172H251ZM256 170H254V171H252V172H255ZM1 172V171H0ZM6 172V171H5ZM88 172V171H87ZM86 172V173H87ZM106 172V171H105ZM113 172V171H112ZM124 172V171H123ZM156 172H158V171H156ZM171 172V171H170ZM169 172V173H170ZM203 172V171H202ZM219 172H221V171H219V169H217L216 171H214L213 173H212V175L213 176H215L216 174H218ZM240 172H245L244 170L243 171H235L234 173L232 172V174H230V175H228L225 179H224V182H223V184H222V187L223 188H225V189H236V187H238V183H239V176H241V175H239L240 174ZM55 173V172H54ZM69 173V172H68ZM76 173L77 172H75V175H76ZM91 173V172H90ZM107 174H108V171L106 172ZM115 173V172H114ZM119 173V172H118ZM133 173V172H132ZM137 173V174H138ZM163 173V172H162ZM168 173V172H167ZM172 173H174V172H172ZM185 173V172H184ZM183 173V174H184ZM193 173V172H192ZM198 173H199V171H198ZM246 173V172H245ZM98 174V173H97ZM117 174V173H116ZM178 174V173H177ZM176 174V175H177ZM179 174H180V172H179ZM248 174V173H247ZM7 175V174H6ZM88 175H89V173H88ZM91 175V174H90ZM94 175V174H93ZM110 175V174H109ZM126 175H128L127 173L125 174V176ZM132 174H130V176H131ZM153 175H155V174H152V176ZM160 175V174H159ZM162 175V174H161ZM163 175H164V173H163ZM166 175V174H165ZM195 175V174H194ZM209 175H211L210 173H209ZM208 175V176H209ZM10 176V175H9ZM103 176V175H102ZM121 176V175H120ZM191 176V175H190ZM197 176V175H196ZM204 176V175H203ZM206 176V175H205ZM217 176V175H216ZM243 176V175H242ZM245 176H246V174H245ZM258 176V174H256V177ZM98 177V176H97ZM109 177V176H108ZM114 177V176H113ZM138 177V176H137ZM194 177V176H193ZM70 178V177H69ZM91 178H92V175H91ZM94 178V177H93ZM92 178V179H93ZM106 178V177H105ZM104 178V179H105ZM117 178V177H116ZM130 178H132V177H130ZM153 178V177H152ZM163 178V177H162ZM216 178V177H215ZM86 180H87V178H85ZM90 179V178H89ZM127 179V178H126ZM243 179V178H242ZM111 180V179H110ZM136 180V179H135ZM156 180V179H155ZM214 180V179H213ZM240 180H241V177H240ZM79 181V180H78ZM89 181V180H88ZM97 181V180H96ZM98 181H100V180H98ZM109 181V180H108ZM121 181V180H120ZM127 181V180H126ZM133 181V180H132ZM154 181V180H153ZM199 181V180H198ZM197 181V182H198ZM82 182V181H81ZM93 182H95V181H93ZM103 182V181H102ZM128 182L130 183V179L128 180ZM155 182V181H154ZM159 182V181H158ZM211 182H212V180H211ZM78 183H80V182H78ZM77 183V184H78ZM87 183V182H86ZM100 183H101V181H100ZM103 183H105V182H103ZM112 183V182H111ZM110 183V184H111ZM116 183H118V182H116ZM127 183V182H126ZM132 183H134V182H132ZM148 183H149V181H148ZM8 184V183H7ZM99 184V183H98ZM106 184V183H105ZM143 184V183H142ZM152 184V183H151ZM92 185H93V183H92ZM102 185H104V184H102ZM114 185V184H113ZM117 185V184H116ZM122 185V184H121ZM134 185V184H133ZM158 185H160V184H158ZM86 186H88V185H86ZM93 186H95V185H93ZM93 186H92V189H93ZM96 186H97V184H96ZM105 186V185H104ZM123 186V185H122ZM255 186V185H254ZM100 187V186H99ZM117 187V186H116ZM120 187V186H119ZM118 187V188H119ZM125 187V186H124ZM123 187V188H124ZM134 187V186H133ZM154 187H156V186H154ZM222 187H219L220 189L222 188ZM251 187V186H250ZM88 188H90V187H88ZM105 188V187H104ZM130 188V187H129ZM139 188V187H138ZM152 188V187H151ZM218 188V189H219ZM84 189V188H83ZM96 189H97V187H96ZM109 189V188H108ZM128 189V188H127ZM217 189V190H218ZM241 189V188H240ZM252 190H253V188H251ZM254 189H256L257 190V188H254ZM80 190V189H79ZM85 190H86V188H85ZM91 190V189H90ZM98 190V189H97ZM100 190V189H99ZM124 190V189H123ZM126 190V189H125ZM130 190H131V188H130ZM146 190V189H145ZM152 190V189H151ZM174 190V189H173ZM236 190H238V189H236ZM93 191H94V189H93ZM92 191V192H93ZM109 191V190H108ZM114 191H115V189H114ZM132 191V190H131ZM220 191V190H219ZM87 192H89V191H87ZM100 192V191H99ZM117 192V191H116ZM223 192V191H222ZM256 192V191H255ZM258 192V191H257ZM85 193V192H84ZM129 193H130V191H129ZM223 193H225V190H224V192ZM227 193V192H226ZM232 193H233V190H232ZM261 193V192H260ZM99 194V193H98ZM259 194V193H258ZM88 195V194H87ZM101 195V194H100ZM99 195V196H100ZM139 195H141V194H139ZM143 195V194H142ZM145 195V194H144ZM255 195H256V193H255ZM261 195V194H260ZM96 196V195H95ZM103 196V195H102ZM105 196V195H104ZM113 196V195H112ZM132 196V195H131ZM258 196V195H257ZM264 196V195H263ZM49 197V196H48ZM105 197H107V196H105ZM109 197V196H108ZM256 197V196H255ZM99 198V197H98ZM111 198V197H110ZM261 198V197H260ZM264 198V197H263ZM129 199V198H128ZM131 199V198H130ZM137 199V198H136ZM141 199V198H140ZM252 199V198H251ZM256 199V198H255ZM94 200V199H93ZM96 200V199H95ZM107 200L108 199H106V202H107ZM112 200V199H111ZM134 200V199H133ZM253 200V199H252ZM260 200V199H259ZM238 201H240V200H238ZM97 202L99 203V202H101L100 200L98 201L97 200ZM105 202V201H104ZM105 202V203H106ZM110 202V201H109ZM128 202V201H127ZM132 202V201H131ZM124 203H125V201H124ZM251 203H252V201H251ZM264 203V202H263ZM97 204V203H96ZM102 204V203H101ZM104 204V203H103ZM111 204V203H110ZM120 204V203H119ZM122 204V203H121ZM130 204V203H129ZM106 205V204H105ZM114 205V204H113ZM113 205H112V207L111 208H113ZM251 205H253V204H251ZM120 206V205H119ZM193 206V205H192ZM107 207V206H106ZM102 208V207H101ZM110 208V209H111ZM119 207H117V209H118ZM125 208V207H124ZM258 208V207H257ZM108 209V208H107ZM96 210H97V208H96ZM103 210V209H102ZM113 210V209H112ZM105 211V210H104ZM115 212H116V210H115ZM121 212V211H120ZM191 213H193L192 211H190ZM190 212L188 213V214H190ZM102 213H105V212H102ZM245 214V213H244ZM105 215V214H104ZM107 215V214H106ZM105 215V216H106ZM112 215V214H111ZM108 216V215H107ZM186 216V215H185ZM248 217H249V215H247ZM110 217V216H109ZM188 217V216H187ZM200 217V216H199ZM184 217H182V219H183ZM241 218V217H240ZM249 219V218H248ZM203 221V220H202ZM205 221V220H204ZM245 221V220H244ZM259 221V220H258ZM186 222V221H185ZM192 222V221H191ZM239 222V221H238ZM242 222V221H241ZM261 222V221H260ZM178 223H179V221H178ZM195 223H199V222H195ZM195 223L193 224V223H186V225L188 226V227H192V225L195 227ZM201 223V222H200ZM247 223V222H246ZM260 224V223H259ZM202 225V224H201ZM187 226H185L184 228H186ZM198 226H200V224L199 225H197V227ZM179 227V226H178ZM181 227V226H180ZM182 227H183V225H182ZM181 227V228H182ZM205 227H206V225H205ZM204 227V228H205ZM202 228V227H201ZM185 230V229H184ZM187 230H188V228H187ZM195 230H196V228H195ZM260 230V229H259ZM191 231V230H190ZM255 231V230H254ZM183 233V232H182ZM189 234V233H188ZM261 236V235H260ZM254 237V236H253ZM217 238V237H216ZM234 238V237H233ZM259 239H261V238H259ZM263 239V238H262ZM203 240V239H202ZM236 240V239H235ZM197 241V240H196ZM221 241V240H220ZM237 241V240H236ZM252 241V240H251ZM199 242V241H198ZM217 242V241H216ZM215 242V243H216ZM239 242H241V241H239ZM243 242V241H242ZM246 242V241H245ZM201 243V242H200ZM205 244H206V242H204ZM219 243V242H218ZM224 243V242H223ZM236 243V242H235ZM234 243V244H235ZM194 244V243H193ZM244 244V243H243ZM253 244V243H252ZM200 245V244H199ZM222 245V244H221ZM226 245V244H225ZM224 245V246H225ZM230 245V244H229ZM242 245V244H241ZM246 244H244L243 246H245ZM242 246V247H243ZM180 247V246H179ZM178 247V248H179ZM156 248V247H155ZM214 248V247H213ZM225 248V247H224ZM239 248V247H238ZM148 249V248H147ZM160 249V248H159ZM177 249V248H176ZM180 249V248H179ZM182 249V248H181ZM235 250V249H234ZM138 252H139V250H137ZM143 251V250H142ZM145 251V250H144ZM149 251V250H148ZM167 251V250H166ZM174 251V250H173ZM192 251H194V250H192ZM212 251V250H211ZM225 251V250H224ZM227 251V250H226ZM91 252V251H90ZM89 252V255H91L92 253H90ZM183 252V251H182ZM203 252V251H202ZM209 252V251H208ZM218 252V251H217ZM229 252V251H228ZM257 252V251H256ZM135 253H137V252H135ZM146 253V252H145ZM152 253H153V251H152ZM180 253V252H179ZM184 253V252H183ZM196 253V252H195ZM201 253V252H200ZM206 253V252H205ZM227 253V252H226ZM232 253V252H231ZM148 254V253H147ZM177 254V253H176ZM181 254V253H180ZM189 254V253H188ZM210 254V253H209ZM209 254H204V256L205 255H207V257H208V255ZM216 254H218V253H216ZM232 254H235V253H232ZM231 254V255H232ZM242 254V253H241ZM86 255H87V253H86ZM85 255V256H86ZM133 255V254H132ZM134 255H137V254H134ZM157 255V256H156ZM155 256V258H157V257H160L161 259H159L160 261L161 260H168V259H173L171 256H169V254H165V253H163L161 250H160V252L159 253H157ZM171 255V254H170ZM173 255V254H172ZM212 255V254H211ZM210 255V256H211ZM214 255H215V253H214ZM259 255H261V254H259ZM263 255H264V253H263ZM262 255V256H263ZM84 256V257H85ZM94 256V255H93ZM124 256H126V255H124ZM181 256H183V254L181 255ZM189 256V255H188ZM195 256V255H194ZM198 256V255H197ZM221 256H222V254H221ZM230 256V255H229ZM228 256V257H229ZM252 256V255H251ZM250 256V257H251ZM120 257V256H119ZM122 257V256H121ZM133 257H135V256H133ZM151 257V256H150ZM149 257V258H150ZM206 257V256H205ZM214 257V256H213ZM227 257V256H226ZM227 257V258H228ZM232 257H234V256H232ZM237 257V256H236ZM240 257V256H239ZM254 257H255V255H254ZM93 258V257H92ZM129 258V257H128ZM137 258H139V257H137ZM154 258V257H153ZM183 258V257H182ZM185 258V257H184ZM194 258H196V257H194ZM209 258V257H208ZM212 258V257H211ZM210 258V259H211ZM217 257H215V259H216ZM222 258V257H221ZM220 258V259H221ZM226 258V259H227ZM230 258V257H229ZM238 258V257H237ZM247 258H248V256H247ZM84 259V258H83ZM94 259V258H93ZM93 259H92V261H93ZM112 259H113V257H112ZM121 259V258H120ZM123 259V258H122ZM125 259V258H124ZM132 259V258H131ZM130 259V260H131ZM134 259V258H133ZM132 259V260H133ZM144 259V258H143ZM158 259V258H157ZM174 259H175V257H174ZM177 259V258H176ZM179 259V258H178ZM188 259H190V258H188ZM204 259V258H203ZM206 259V258H205ZM204 259V260H205ZM225 259V258H224ZM223 259V260H224ZM225 259V260H226ZM234 259H236V258H234ZM233 259V262L235 261ZM239 259H242V258H239ZM253 259V258H252ZM261 259V258H260ZM87 260V259H86ZM109 260V259H108ZM111 260V259H110ZM115 260V259H114ZM138 260V259H137ZM140 260V259H139ZM145 260H146V258H145ZM151 260V259H150ZM149 260V261H150ZM180 260V259H179ZM196 260V259H195ZM202 260V259H201ZM230 260V259H229ZM243 260V259H242ZM249 260V259H248ZM250 260H251V258H250ZM263 260V259H262ZM116 261V260H115ZM134 261V260H133ZM174 261V260H173ZM176 261V260H175ZM184 261H186V260H184ZM190 261V260H189ZM206 261V260H205ZM216 260H214L213 262H215ZM217 261H218V259H217ZM221 261H222V259H221ZM231 261V260H230ZM236 261H237V259H236ZM235 261V262H236ZM239 261V260H238ZM244 261V260H243ZM243 261H241V262H243ZM246 261V260H245ZM257 261V260H256ZM260 261V260H259ZM106 262V261H105ZM112 261H110V263H111ZM122 262V261H121ZM124 262V261H123ZM137 262V261H136ZM170 262V261H169ZM194 262V261H193ZM233 262H232V264H233ZM258 262V261H257ZM257 262H255V263H257ZM119 263V262H118ZM126 263V262H125ZM130 263V262H129ZM153 263H155V261L153 262ZM165 263V262H164ZM167 263V262H166ZM178 263V262H177ZM179 263H180V261H179ZM200 263V262H199ZM202 263V262H201ZM206 263V262H205ZM212 263V262H211ZM221 263V262H220ZM224 263V262H223ZM227 263V262H226ZM240 263V262H239ZM245 263V262H244ZM74 264V263H73ZM83 264H84V261H83ZM86 264H87V262H86ZM90 264H94V261L92 262V263H90ZM103 264V263H102ZM113 264V263H112ZM123 264V263H122ZM137 264V263H136ZM151 264V263H150ZM156 264V263H155ZM158 264H160V263H158ZM169 264V263H168ZM175 264V263H174ZM190 264V263H189ZM208 264V263H207ZM215 264H216V262H215ZM219 264V263H218ZM225 264V263H224ZM237 264V263H236ZM249 264V263H248ZM251 264H253V263H251ZM263 264V263H262Z\"/></svg>",
  "mask_w": 264,
  "mask_h": 264
}]
</instances>
